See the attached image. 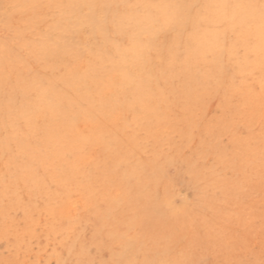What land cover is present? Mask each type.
<instances>
[{
	"label": "rangeland",
	"instance_id": "1",
	"mask_svg": "<svg viewBox=\"0 0 264 264\" xmlns=\"http://www.w3.org/2000/svg\"><path fill=\"white\" fill-rule=\"evenodd\" d=\"M243 1L244 4L260 3V0ZM225 2L237 4L238 0ZM39 5L51 6L43 7L34 13L36 20L43 19L47 23L40 22L36 27L38 32L26 37L29 43L39 34L43 36L47 33V24L53 21L57 11V4H50L49 0H42ZM29 16L34 19L32 12ZM3 21L4 8L0 9L1 38L4 33ZM238 22L239 15L235 23ZM244 27L246 30L247 24ZM216 28L223 35L220 41L209 49L205 48L207 43L198 47L203 49V58L195 62V59L193 61L187 56L193 48L190 45L193 32L190 29L181 31L176 28L175 35L173 28L161 26V31L168 33L172 38L176 37V42L172 41L173 44L167 46H162L159 42V49L155 48L156 52L153 49L148 50L151 60L159 62L146 63L152 72L147 75L150 80L149 87L140 91V103L136 102L126 109L117 106L121 104L122 97L115 94V90L125 87L126 84L127 77L123 73L114 74L115 80L106 88L105 93H96L97 97L102 98L101 106L98 107L101 110L100 115L90 118L81 115L87 102L84 100L79 107L80 113L74 127L79 133L90 129L93 145L79 148L80 161L91 162L99 158V162L103 163L102 167H110L115 155L122 153L125 160L128 157L127 162L118 164V171L123 172L129 169L128 163H145L150 158L151 150H159L158 164L162 170L160 188L162 193L170 191L168 204L175 210L181 209L185 203L192 202L194 196L199 193V183L194 180V174L197 172L201 178L203 174H209L221 187L243 180L244 185L236 194L243 209L252 208L255 201L264 199L261 158L264 147V87L259 63H256L259 57L257 55L251 61L246 59L244 44L241 42L237 45L240 49L239 56L229 57V52L222 51L223 54L218 55V66L209 69L215 51L220 47L229 49L236 39L230 23H217ZM240 31L237 27L236 32ZM114 32L116 29L111 31L112 36L116 35ZM129 34L128 29L123 32V46L126 45ZM142 37L141 42L145 43L146 35ZM22 54L23 51L20 55ZM172 60L175 62L171 63ZM27 63L28 70L24 72L18 69L17 73L30 86L28 91H22L13 76L2 86L0 103L7 106L0 107V125L2 121H9L11 112L21 104L35 102L42 90L47 89L48 80L56 79V85L61 87L62 70L54 68L55 60L52 57L44 61L32 57L27 59ZM135 64H132V68ZM187 65L195 66V69H192L199 80L186 78L184 70ZM87 93L86 89L82 91L84 97L88 96ZM151 98L154 105H151ZM245 109L246 112L249 110L247 120L242 118L244 114L239 113ZM113 119L119 121L115 127V137L109 136L108 131L103 134L108 147L106 144L95 143L97 136L93 134H96L103 124L106 127L113 125ZM48 121L49 116L44 112L40 113L35 128L44 127L49 124ZM14 122L15 127L18 123L23 125L20 135H17L16 129L12 127L6 126L0 130V141L5 142L12 135L16 139L11 145V151L15 155L14 161L11 160L9 146H6V153L0 155V190L17 189L19 194L16 197H19L20 203L17 204L10 194L5 195L2 201L5 212L0 213V264L5 261L11 264H80L81 261L110 264L112 261H124L127 264L128 261L146 260L154 264H167L169 261L182 259L189 261L197 252L192 246L191 237H183L179 243L176 237L168 247L155 249L154 244L159 240L160 231H138L137 228H128L116 223L123 206L118 210L113 208L114 211L110 210L105 216L99 215L100 218H96L92 207L86 201L82 186L72 183L68 190L58 189L53 176L55 173H61L63 168L73 161L77 145L72 144L62 159L50 157L43 160L41 167L36 165L37 179L44 183L40 181L39 187L28 190L22 179L23 171L20 169L27 157L17 149V145H26L25 135L30 127L23 118L15 119ZM214 140L218 143L207 150L208 143ZM248 141H251L252 145L249 148L257 145L260 154L247 156L244 150H241L240 154L235 153L241 144ZM132 145L135 150L130 149ZM242 157L247 160L251 157L248 164L242 163ZM205 168H208V172L203 173ZM96 178L94 173V178L92 176L89 179V184L93 191L101 192L104 189L95 181ZM110 191L117 193V188L113 186ZM220 196V190L217 189L214 197ZM52 211L61 212L59 226ZM259 225V219H254L252 227ZM262 229L264 230V227ZM245 230V227L237 224L227 225L221 236H239ZM2 233L5 234L2 236ZM8 233L25 238V243L16 250L19 251L16 256L11 246L13 235L9 241L6 238ZM199 234L201 235L200 232ZM91 236L101 242L102 251L104 248L111 249L109 258L103 256L102 251H96L95 243L90 240ZM256 247L252 245L251 250ZM217 261L219 256L209 253L204 254L195 263L217 264Z\"/></svg>",
	"mask_w": 264,
	"mask_h": 264
},
{
	"label": "bare ground",
	"instance_id": "2",
	"mask_svg": "<svg viewBox=\"0 0 264 264\" xmlns=\"http://www.w3.org/2000/svg\"><path fill=\"white\" fill-rule=\"evenodd\" d=\"M49 2L61 7H57L53 21L47 24L48 30L45 35L39 34L30 43L26 41L28 35L38 32L36 27L39 24L47 23L46 20L38 21L35 19L34 13H37L40 8L32 12L34 19L28 15L25 18L27 23L21 25L27 33L24 38L17 40L8 38L6 40L7 33L4 21V33L1 35L2 38L0 37V92L3 90L2 86L7 83L11 76L15 78L14 80L22 91L30 89V86L17 73L18 69L24 72L28 70L27 59L29 60V58L35 57V59L44 61L52 57L55 60L54 68H61L62 70L61 87L56 85V79L48 80L47 89L42 90L35 102L21 104L15 111L11 112L9 121H2L0 125V130L6 126L16 129L14 120L23 118L30 127L25 135L26 145H17V149L21 153H25L27 157L20 169L23 171L22 179L28 190L39 187L40 181L42 184L44 183V181L37 179L36 165L41 167L43 160L50 157L62 159L65 152L71 149L72 144L77 145L78 149L75 146L76 153L73 161L68 163L61 173H55L53 180L60 190L66 188L68 190L72 183L82 186L86 201L92 207V213L96 218H100L99 215L105 216L110 210L114 211L113 208L118 210L123 206L116 223L128 228H137L138 231H160L159 240L154 244L155 249L168 247L176 237L177 243L182 241L183 237H191L192 246L197 249L195 251L199 254L195 252L189 261L187 259L178 261L196 264L197 259L209 253L219 256L217 264H229L231 261H259L264 255V230L262 229L264 227V199L255 201L256 203L252 208L243 209L244 207L240 204L241 200L238 201L236 197L237 192L244 185L243 180L230 182L221 187L211 179L209 174H203V178H201V176L199 177L200 173L197 172L194 174L196 178L194 180L197 184L199 183V193L194 196L192 202L185 203L181 209L175 210L168 204L170 191L167 190L162 193L160 188L162 170L158 164L159 156L157 154H159V150H151L149 152L150 158L145 163L139 161L132 164L128 163L129 169L123 172L118 171V164L127 162L128 157L125 160L122 153L115 155L110 167H102L103 163L99 162V158L95 161L82 163L78 154L79 148L84 145L92 146V136L89 134L90 129L79 133L74 127V123L79 117V107L85 102L84 100L87 102H85L86 106L83 113H80L81 115L89 118L93 115H100L101 110L98 107L101 106L102 98L97 97L96 93L106 92V88H109L115 80V73H123L127 77L125 87L115 90V94L122 97L121 104H117V106L120 105L126 109L136 102L140 103L142 99L140 91L149 87L150 80L147 75L152 72L146 63L154 62L151 60V54L149 55L148 50L153 49L156 52L159 49V42L162 46H167L176 40V37L172 38L168 33L165 34L161 31V24L154 23L155 18L162 16L166 10L153 6H201L196 9L181 7L175 10L181 16L189 19L187 29L193 32L190 43L193 48L189 50L187 56L198 62L203 58V49L198 47L205 46L204 43H207L205 48L209 49L212 45L218 44L220 37L223 36L216 28L217 23L200 24L198 16H217L218 10L203 6L226 3L225 0H49ZM5 3L39 5L42 0H0V9ZM238 3L244 4V1L238 0ZM85 5L99 7H82ZM255 12L258 18V9ZM16 20L20 21V17L17 16ZM114 22L117 23L114 24ZM246 24V16L239 14V22L235 23V29L239 27V30H245ZM231 25L233 27L232 23H230ZM176 28L181 31L186 30L181 25H176L173 28L174 34ZM113 29H116L115 36L111 35ZM127 29L130 34L126 45L123 46L125 39L122 35ZM144 34L146 35L145 43L141 42ZM233 44L229 49L220 47L215 51V56L209 63V69L218 66V55L223 54L222 51L228 53ZM22 51L23 54L20 55ZM229 57H231L230 54ZM174 62L175 60L171 61V63ZM134 63L136 66L132 68ZM169 67L171 69V66ZM194 67L187 65L184 70L185 76L190 80H199ZM165 74L166 72H164ZM84 89L88 91V96L82 95ZM150 102H152L151 105H154L152 98ZM2 104L0 103V107L6 105ZM241 111L239 113L244 114V117L241 115L242 118L247 120L249 110L247 112L246 109ZM42 112L49 116V124L35 128L37 117ZM116 119L118 118L116 117ZM118 122L113 119L111 121L113 125L106 127L103 124L99 131L93 134L97 136L95 143L106 144L108 147V142L103 134L108 131L109 136L115 137V127ZM13 142H16L14 135L5 142L0 141V155L6 153V146H9L11 151ZM217 143L216 140L208 143L207 150ZM250 143L251 141L241 144L235 153L240 154V151L244 150L247 156L255 153L260 154L257 145L249 148L252 146ZM130 149L135 150L134 145L130 146ZM42 152L44 153L42 154ZM10 157L14 161L15 155L12 151ZM249 158L247 160L242 157V163L248 164ZM204 170L203 173L208 172V168ZM94 173L97 177L95 181L104 189L101 192L93 191L89 184V179L92 176L94 178ZM113 186L117 188V193L110 191ZM217 189L220 190V197H214ZM7 194H10L17 204L20 203L19 197H16L19 194L17 189L15 191L14 189L3 188L0 190V213L5 212L2 201ZM52 214L59 226L61 212L52 211ZM256 218L259 219L260 225L252 227ZM232 224L245 227V232L239 236L231 235L223 238L222 232L225 231L227 225ZM3 234L5 233H2V236ZM11 235H13L12 251H15L14 255L16 256L19 254V251L16 252V250L25 243V238L8 233L6 238L9 241ZM94 238L91 236L90 240L95 243L96 251H102L101 242L97 239L94 240ZM252 245L257 247L251 250ZM222 249L224 250L223 257ZM227 249L233 253H229ZM102 252L103 256L109 258L111 249L104 248ZM4 264L11 263L5 261Z\"/></svg>",
	"mask_w": 264,
	"mask_h": 264
},
{
	"label": "snow or ice",
	"instance_id": "3",
	"mask_svg": "<svg viewBox=\"0 0 264 264\" xmlns=\"http://www.w3.org/2000/svg\"><path fill=\"white\" fill-rule=\"evenodd\" d=\"M43 7H51L50 5H38V4H27V3H5L4 8V24L6 28V40L11 38L17 40L24 38L27 33L24 28L21 26L27 23L25 19L29 13L34 12L37 9ZM61 7V6H57ZM82 7H99L95 5H85ZM153 7H158L166 10L162 16L155 18L154 23L168 26L169 28H174L176 25H181L187 29L189 25V19L181 16L175 10L181 7H188L192 9L199 8L198 5H157ZM218 10V15L213 17H199L198 22L200 24H212V23H232L233 24V35L236 37L232 49L229 50V54L232 56H239L240 49L237 45L241 42L244 44L245 57L249 61L253 57H259V68L262 73V87H264V0H260L258 5L255 4H230V3H221L211 6ZM258 9V18L256 16L255 10ZM239 14H244L247 19V28L246 30H241L236 32L235 22ZM20 17V21L16 20V17ZM256 29L255 31L253 29ZM258 33V34H257ZM23 129V125L18 123L16 126L17 135H20ZM262 158V171H264V147H262L261 152ZM80 264H94L90 261H81ZM110 264H125L124 261H112ZM127 264H154L151 261H128ZM167 264H192L188 261H169ZM229 264H264V255H262L259 261H231Z\"/></svg>",
	"mask_w": 264,
	"mask_h": 264
}]
</instances>
